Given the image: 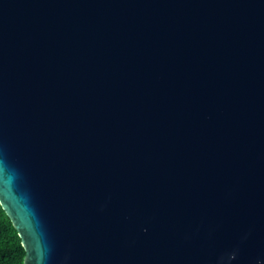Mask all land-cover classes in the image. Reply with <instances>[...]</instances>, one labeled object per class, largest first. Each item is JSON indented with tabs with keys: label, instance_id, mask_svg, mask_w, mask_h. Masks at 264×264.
Listing matches in <instances>:
<instances>
[{
	"label": "water",
	"instance_id": "95a60500",
	"mask_svg": "<svg viewBox=\"0 0 264 264\" xmlns=\"http://www.w3.org/2000/svg\"><path fill=\"white\" fill-rule=\"evenodd\" d=\"M0 205L23 264H264V0H0Z\"/></svg>",
	"mask_w": 264,
	"mask_h": 264
},
{
	"label": "trees",
	"instance_id": "16d2710c",
	"mask_svg": "<svg viewBox=\"0 0 264 264\" xmlns=\"http://www.w3.org/2000/svg\"><path fill=\"white\" fill-rule=\"evenodd\" d=\"M24 256L21 239L0 205V264H23Z\"/></svg>",
	"mask_w": 264,
	"mask_h": 264
}]
</instances>
